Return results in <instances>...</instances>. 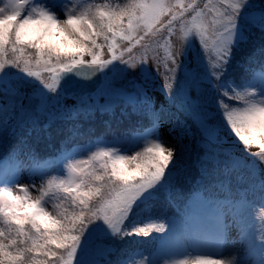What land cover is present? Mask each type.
<instances>
[{"label":"snow or ice","instance_id":"obj_1","mask_svg":"<svg viewBox=\"0 0 264 264\" xmlns=\"http://www.w3.org/2000/svg\"><path fill=\"white\" fill-rule=\"evenodd\" d=\"M222 2L227 4L225 11L207 28L203 22H197L203 10L197 11L196 0H191L181 11V17L184 12L195 13L191 17L195 28L193 39L199 38L207 77L184 64L182 58L192 41L186 39L178 54L169 52L165 57L167 71L161 88L169 99H179L180 107L197 126L196 162L201 164L204 174L203 162L215 158L211 154L212 146L219 145L223 139L220 133L225 130L234 134L246 149L257 146L260 152L252 155L264 160V75L257 78L252 74L236 86L229 82L224 87L222 82L234 47L238 41L247 39L239 32L240 18L247 10L254 23L264 26V3L258 4L256 0ZM57 9L63 11V19ZM165 14L172 18L162 28H167L171 34L177 16L165 0H128L123 7L87 0H0V73H3L0 75V124L4 128L15 134L28 123L34 124L41 115L51 121L58 112L62 114V100L77 95L76 81L69 74L91 79L113 65L111 74L105 75L95 92L80 93L79 102L84 106L81 110H108L117 102L131 104L134 111L137 105L144 106L152 119L149 133L153 137L131 155L121 154L122 149L111 146L100 148L88 159L70 162L66 179L57 181L53 177L39 186L32 185L39 192L35 198L25 185L17 182V164H0V186H3L0 187V264H101V260L111 254L104 244L101 225L112 238L148 235L152 225L129 228L126 221L137 202L172 187L193 152L191 143H183L184 136L195 134L190 127L186 128L176 136V146L166 145L155 135L159 113L152 111L146 91L153 79L147 60L141 61L138 74L142 82H133L135 91L127 92L117 87L114 80L122 78L127 68L137 65L133 60H125L122 54L116 55V49L118 41L142 42L144 36L155 35L156 25ZM104 45L111 59L101 58ZM85 56L90 59L85 60ZM115 61L124 67H115ZM154 61L158 67L159 57ZM169 62L171 67H168ZM6 68L18 70L28 83L8 82ZM44 72L51 74L50 82L42 75ZM101 98L105 101L103 104ZM225 98L242 102L243 106L230 108ZM213 99L217 103L214 104ZM213 108L216 111H212ZM201 148L204 155L198 151ZM13 187L18 191L14 192ZM258 190L260 199L264 200V177L259 179ZM228 203L232 223L240 228L247 243L245 258H212L213 253L222 254L230 225L222 203L204 198L198 192L186 221L172 220L175 234L171 239H178L185 250L190 247L210 249L207 254L197 255L192 264H254L253 257L258 250L264 251V235L257 239L249 231L248 201L240 199ZM169 228V223H162L156 231L167 235ZM169 241L159 248L160 252L168 251ZM177 264H189V261L179 260ZM260 264H264V259Z\"/></svg>","mask_w":264,"mask_h":264},{"label":"trees","instance_id":"obj_2","mask_svg":"<svg viewBox=\"0 0 264 264\" xmlns=\"http://www.w3.org/2000/svg\"><path fill=\"white\" fill-rule=\"evenodd\" d=\"M89 1L95 4L108 3L113 7H123L128 3V0ZM208 1L201 0L207 5ZM256 2L261 4L264 3V0H256ZM190 16L193 14L190 13L189 18ZM175 24L176 22L172 27ZM179 24H181L180 21ZM239 32L247 39L238 41L237 46L233 49L232 59L222 77L224 87H227L229 82L233 86L239 85L245 77L252 74H255L257 78L259 75H264V53L261 52L264 50V26L254 23L250 18L249 11L246 10L239 21ZM166 33H169L167 29ZM166 33L156 36L154 44L157 53L159 42L161 41L163 44L169 40L167 38L169 34L166 35ZM133 43L134 45H132ZM137 44V41L133 40L127 47H122V41H118L116 55L128 53L129 49L134 54L133 56L138 55L135 52ZM28 51L34 52L33 49H28ZM158 55L159 61H163L159 53ZM101 58L111 59L107 45L102 48ZM84 59L89 60L90 57L85 56ZM191 59L194 64L196 59L193 57ZM168 67H170L169 63ZM6 69H8L6 77L9 78L8 82L10 83H14L13 78H26L16 69ZM2 74L0 73V75ZM151 74L152 80L159 81L162 87L165 83L163 77L165 72L164 74L151 72ZM42 75H46L48 81H51V74L44 72ZM177 76H179V72ZM181 76H183L182 73ZM26 80L28 81V79ZM36 84L39 85V82ZM163 92L168 97L166 91L163 90ZM0 98H2V94H0ZM170 100L173 102L172 107L152 108V111L159 113V122L155 131L166 124L177 136L186 128H191L195 135L191 137L185 135L183 140L185 145L191 143L193 146V152L187 160V167L174 179L170 189H161L152 198L143 200L141 203L137 202V205L134 206L133 213L126 221L127 226L131 228L135 225L137 227L152 225L153 227L148 229L147 236L141 234L124 236L123 239L112 238L108 230L101 225L105 237L104 244L107 245L108 251L111 253L101 260V264H131L138 257L139 252L146 256L158 252L172 234L174 228L172 220L179 218L186 221L193 210L192 204L198 192L204 198H211L214 201L227 204L229 207L231 204L228 202L235 203L240 199H246L249 203L247 211L254 212L258 218L259 227L256 233L259 237L264 235V200L260 199L258 190L259 179L264 177V160L260 159L259 155H252L259 153L260 149L257 146L246 149L242 142H238V138L234 134L227 130L222 131L220 135L223 139L219 145L212 146L211 154L215 158L203 162V167L206 170V174H204L201 164L196 162L195 139L199 135L197 126L186 116L180 107L179 99ZM79 101L80 96L64 98L62 114L58 112L51 121L48 116L41 115L34 124L28 123L16 132L18 143L3 144V147L7 149L4 152L1 150L3 147L0 143V164H16L20 156L24 155L38 165H47L58 158H70L83 147L90 146L100 139L114 143L121 140L137 143L152 135L149 133V129L152 128V119L144 106L137 105L134 111L131 104L117 102L108 110L92 108L84 111L81 110L84 106ZM104 102V99L101 98L100 103ZM213 102L217 103L214 99ZM225 103H228L230 108L243 106L242 102L235 99L225 98ZM27 104L28 102L25 101L26 106ZM73 109L75 112L72 111ZM211 110L216 111L215 108ZM219 111L222 113L223 109L221 108ZM23 140L28 141L30 145L25 144ZM198 151L200 155H204V149L201 148ZM254 187H256L255 193L253 192ZM153 216L158 219L149 222ZM162 223L170 225L167 235L156 231V228ZM134 249L136 250L134 251ZM262 252L264 254V251Z\"/></svg>","mask_w":264,"mask_h":264},{"label":"rangeland","instance_id":"obj_3","mask_svg":"<svg viewBox=\"0 0 264 264\" xmlns=\"http://www.w3.org/2000/svg\"><path fill=\"white\" fill-rule=\"evenodd\" d=\"M88 3H90L87 0ZM217 2V5H216ZM165 3L171 6L172 13L177 16V20L173 21V24L176 22V24L173 26V33L169 34L166 33L167 28H162V25H167L169 20H171V15L165 14L160 19V24L156 25V29L158 30L155 35H146L144 36V32H141L140 35L144 36V40L142 42H137L136 45V54L132 53V51H129L128 53H124L123 57L125 60H133L136 62L135 68H127L126 72L123 74L122 78H117L114 80V83L117 87L123 88L127 92H133L135 89L133 88V82L135 83H141V79L139 77L140 69L142 67L141 61L147 60V67L151 72L158 74H161L164 72L166 73L167 69L165 68V57L168 55L169 52H176L178 54L179 50L182 48V46L185 43V40H192L189 44L188 51L185 57L182 59L184 60V64L190 69L197 71L201 76L207 77V65L205 63L204 59V53L200 47L199 38L196 37L193 39V34L195 32V28L193 27V24H191L189 19V14L192 12H184L183 17H181V11L185 5L188 3H191V0H165ZM207 4H204L201 2V0H196V7L198 8L197 11L203 10L202 16L198 19V23L203 22L204 27H209L211 21L215 19L220 13H223L226 9V2H222V0H209ZM211 3V5H209ZM59 11L60 18L63 19V11L57 9ZM195 15V13H192ZM179 21L181 22V25L179 26ZM191 31V32H190ZM211 29H209V32ZM162 33L169 34L167 38H169L168 42L163 43L160 41L158 44V53L162 57L163 61H159V66L157 67L156 62L154 61L155 57H159L158 53L155 50V40L156 36L160 35ZM135 43V42H134ZM134 43L132 45H134ZM211 43V40L209 41ZM130 44L129 41L123 40L122 41V47H127ZM141 51V55H140ZM143 51V54H142ZM188 56V57H187ZM196 59L195 63L193 64L191 58ZM208 59L207 57H205ZM115 67H124V65L120 64L118 61L114 64ZM169 66L171 67V64L169 62ZM109 67H113V65H109ZM6 72H8V69H6ZM183 74V72H182ZM165 75V74H164ZM45 79L48 80L46 75H43ZM164 77V76H163ZM24 79H18L13 78L14 83H24L27 84L28 81ZM31 80H34V78H29ZM38 82V81H34ZM50 82V80H49ZM160 82L156 80L151 81V86L146 89L147 94L150 98V102L152 104V108L155 107H172V101L166 97L163 90H161ZM72 101V100H71ZM70 101V102H71ZM73 102V101H72ZM180 104V102H179ZM163 124V126L155 131V135L159 136L166 145L170 146H176L177 140L174 133L170 130V128ZM20 130V129H18ZM17 130V131H18ZM152 135H150L148 138H145L141 140L140 142L133 143L128 140H121L116 143H101L98 145H94L90 148H85L83 151L81 150L76 156L73 157V159L67 164L61 166V165H53L49 169L45 170H36L34 168V164L27 160L22 159V163L19 167L18 174H17V182L19 184L25 185L29 192L31 193L32 197L35 198L39 195V192L34 190L32 185L35 184L39 186L42 182H46L49 179H52L53 177L56 178V180H60L62 178L66 179L68 177V167L67 165L70 162H75L78 160H85L88 159L93 152L98 151L100 148L103 147H111L115 146L120 149H122L121 154L124 155H131L135 150H141L142 146H145L151 139ZM18 143L16 133L11 134L10 131L3 127L2 124H0V143L3 144L6 143ZM23 142L27 145H30L28 141L23 140ZM4 148V149H3ZM1 148V150L4 152L5 147ZM7 150V149H6ZM3 187V186H1ZM13 191L16 192L18 189L13 187ZM228 207H224V212L226 213V221L231 226L229 231L227 232V240L226 245L223 247L222 254L220 253H213L212 258L213 259H231L232 257H236L237 260L245 258V254L247 252V243L244 240V238L241 235V230L239 227H237L235 224L232 223V215L229 212ZM49 210L52 211L51 207H49ZM247 219H248V225H249V231L253 235L254 238H259V235L256 233L259 225H257V216L254 212L247 211ZM175 234V230H174ZM173 234V235H174ZM172 235V236H173ZM199 252L196 253L195 247H190L187 250H185L184 246L179 242L178 239H174L169 245V249L167 252H159L157 255L153 256L152 258H147L144 256H140L139 259L134 264H177V261L187 259L189 261V264H192V261H194L195 257L197 255L207 254L210 249L205 247H199ZM264 259V255L261 254V252L258 250L255 257H253L254 264H260V261ZM113 264V263H112Z\"/></svg>","mask_w":264,"mask_h":264},{"label":"water","instance_id":"obj_4","mask_svg":"<svg viewBox=\"0 0 264 264\" xmlns=\"http://www.w3.org/2000/svg\"><path fill=\"white\" fill-rule=\"evenodd\" d=\"M111 69H109L110 72ZM71 75L72 79L76 81L75 88L77 89V95H80L81 92L85 94L93 93L96 91V88L103 82L104 73L98 72L91 79H84L82 77H77L74 74ZM63 84V81L61 82Z\"/></svg>","mask_w":264,"mask_h":264}]
</instances>
